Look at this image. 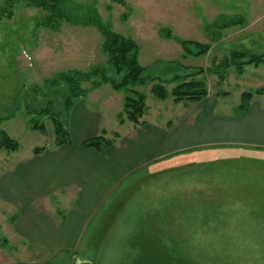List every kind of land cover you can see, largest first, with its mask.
Here are the masks:
<instances>
[{"label":"rangeland","instance_id":"1","mask_svg":"<svg viewBox=\"0 0 264 264\" xmlns=\"http://www.w3.org/2000/svg\"><path fill=\"white\" fill-rule=\"evenodd\" d=\"M123 1L61 0L53 13L28 0H0V131L19 144L0 151V176L53 145L52 119L38 111L48 103L63 111L67 88L63 81L52 87L59 74L80 78L77 89L116 121L106 139L134 126L124 113L129 93L94 88L107 59L92 18L140 47L145 75L155 78L135 89L146 95L145 122L173 121L189 104L155 100L154 84L171 91L203 79L205 99L219 101V111L241 103L244 92L264 90V63L215 72L231 51L264 56V0ZM221 18L239 24L215 29ZM185 40L208 46L207 53L186 55L178 42ZM65 198L51 199L63 210ZM7 212L0 202V264H21L27 260ZM90 221L73 264H264V155L230 147L178 153L127 178Z\"/></svg>","mask_w":264,"mask_h":264},{"label":"crops","instance_id":"2","mask_svg":"<svg viewBox=\"0 0 264 264\" xmlns=\"http://www.w3.org/2000/svg\"><path fill=\"white\" fill-rule=\"evenodd\" d=\"M91 103L84 97L67 115L69 148L52 143L0 176V202L9 209L8 231L27 260L21 264H73V254L84 245L85 231L103 202L127 178L178 153L230 147L264 155V94L253 96L244 113L240 103L219 111V101L209 98L182 105L181 114L173 121L164 119L163 125L142 119L119 131L103 152L83 144L107 132V125L116 129L111 127L116 121ZM59 194L66 195L63 210L51 199H59Z\"/></svg>","mask_w":264,"mask_h":264},{"label":"trees","instance_id":"3","mask_svg":"<svg viewBox=\"0 0 264 264\" xmlns=\"http://www.w3.org/2000/svg\"><path fill=\"white\" fill-rule=\"evenodd\" d=\"M61 0H28L29 5H34L42 9L51 10L54 13L56 3H59ZM112 4L124 5L125 1L123 0H109ZM4 11L0 12V17L4 14ZM61 13V10H60ZM56 16V15H55ZM82 22V21H79ZM221 22V23H220ZM98 27L100 35L103 39V44L101 46L102 51L104 52L107 59V68L95 70V76H101V78L95 82L96 85L94 88H99L105 84H108L113 91H126L130 94L125 100V116L127 120L133 122L134 125L141 124L144 113H145V99L146 95L143 92H138L135 89L143 87L147 81H155V78L147 77L145 75L146 69L139 62L138 54L140 47L136 42L129 37H124L123 35L115 32L109 26L97 21L95 18H92L90 24ZM237 21L234 19H223L214 25L215 29H225L229 28L231 25L237 24ZM239 24V23H238ZM162 31V30H161ZM160 31L162 37L169 39V33L165 31L166 34H163ZM179 44L183 47V52L187 53L186 55L192 56H203L207 53L208 46H203L197 41H178ZM185 55V54H184ZM264 63V56H259L256 54L247 53L245 50L241 51H231L229 59H225L220 63L218 69H216V74H219L220 69L228 70L232 66L235 67L238 73H241L242 68L245 65H255L260 66ZM200 74V71L196 75ZM215 74V73H214ZM196 75H194L196 77ZM80 77V76H79ZM80 79V78H78ZM75 77H69L66 74H59L56 80H53L52 87L59 85L61 81L65 84L67 92L64 93L65 101L63 104V111L56 110V107L52 106L51 103H48L44 110L38 111L40 114L50 115L53 124V142L54 146L61 147L65 146L69 148L71 146V141L69 137V131L67 130V115L71 111L72 106H74L77 101L86 97L83 96V92L77 89L78 81ZM75 80V81H74ZM203 79H195L182 82L174 87L171 91H167L165 87L160 86V84H154L151 86L149 93L153 94L155 100L163 102L164 100L171 99L175 103H191L197 104L201 100L207 97V90L205 89ZM264 90L260 89L255 92H244L240 99L241 103L238 106L239 111L242 113L245 112L246 104L251 100L255 95H263ZM141 121V122H140ZM122 119H120V123ZM37 127V126H36ZM42 127H38L40 130ZM108 131L102 130L101 133L95 138L85 140L83 146L94 151L103 152L107 148L111 147L118 135H113L112 139H106ZM19 148V144L11 139L6 132L0 131V151L15 152ZM44 149L36 148L33 151L34 155H39Z\"/></svg>","mask_w":264,"mask_h":264}]
</instances>
